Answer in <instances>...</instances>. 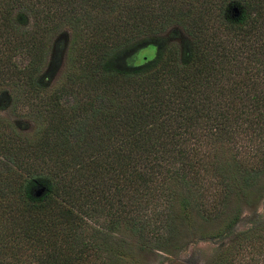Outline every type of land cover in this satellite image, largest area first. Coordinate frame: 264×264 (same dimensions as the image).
<instances>
[{
	"label": "trees",
	"instance_id": "1",
	"mask_svg": "<svg viewBox=\"0 0 264 264\" xmlns=\"http://www.w3.org/2000/svg\"><path fill=\"white\" fill-rule=\"evenodd\" d=\"M90 3L106 4L105 14L129 30L179 25L192 37L188 56L160 58L147 45L150 55L121 65L112 47L69 79L84 99L68 108L51 102L41 129L48 138L31 140L50 169L12 186L1 209L0 264H140L122 231L141 245L156 233L153 248L178 249L194 215L220 219L216 236L229 232L239 217L237 208L225 214L230 193L247 200L264 189V0H0V84L31 79L33 89L30 75L62 24L73 37L92 21L94 33L108 30ZM206 4L236 41L225 56L200 45ZM10 56L28 60L17 66ZM39 177L45 189L35 196L30 178ZM247 246L264 252V236H243L234 254Z\"/></svg>",
	"mask_w": 264,
	"mask_h": 264
},
{
	"label": "rangeland",
	"instance_id": "2",
	"mask_svg": "<svg viewBox=\"0 0 264 264\" xmlns=\"http://www.w3.org/2000/svg\"><path fill=\"white\" fill-rule=\"evenodd\" d=\"M91 1L87 0V3ZM183 4L186 6L185 2ZM91 5L92 3L88 5L91 16L98 15L104 18L98 24L108 22L110 26L108 30L94 33L90 27L97 22L92 21L87 23L89 31H85L86 25H84L82 32L85 33L81 37L76 34L73 37L71 28L67 24H62L51 35L41 67L30 75V78L36 81L33 89L30 85L31 79L20 78L19 82L0 84V217L3 206H8L7 203L14 197V193L10 190L16 182L18 185L23 177L27 178V174L31 176V173L36 171L46 174L49 171L47 158L35 156L38 151L31 140L39 136L40 141L45 142L48 138V135L45 138L43 134L41 135V129L45 127L44 123L51 115L49 112L51 102L57 100L61 108H68L74 105L79 97L83 98L80 92L81 85L70 81L75 80L83 68L92 64L103 54L102 52L112 47L119 48L113 59L121 65L132 64L137 54L150 55V52L144 49L147 45L153 46L155 56L160 58L179 56L182 61L188 56L192 37L179 25L168 23L155 29L129 30L128 27L123 26V23L112 21V18L105 14L110 9L106 4L101 7H96L94 4L90 8ZM209 5L204 6L203 19L207 17L209 20L205 19L202 22L200 45L210 47L211 54L208 56H225V53L236 47V41L229 40L232 31L227 32L220 26L217 6L214 7L213 4L209 7ZM200 8L203 10L202 7ZM198 12L190 13V17H194ZM27 21L30 24L29 18ZM206 24L207 30L203 28ZM196 29L197 27H194L192 33L198 34ZM27 60L28 56H10L7 59L9 63L14 62L17 66L26 64ZM3 61L4 56H0V63ZM223 86L224 88L228 86L226 81L223 82ZM40 100L44 102L41 103ZM8 157L19 166H11L7 162ZM240 159L243 160V157ZM259 178L264 180V172ZM30 179L33 180L34 190L45 187V181L40 177ZM253 194V199L250 197L246 200L244 197L230 193L225 214H232L237 208L239 217L229 232L218 236L215 232L221 224L220 219L202 222L201 218L194 215L187 231L180 230L182 240L178 249H172L170 245L167 246V252L153 248L155 239L159 236H156V233H144L147 245L136 244L137 235H132L128 230L122 231L121 235L130 244L129 247L140 264H219L222 257H233L230 264H264L263 251L257 253L247 246L237 254L233 252L235 244L240 243L243 236L249 234L264 236V189ZM130 264L138 263L130 262Z\"/></svg>",
	"mask_w": 264,
	"mask_h": 264
},
{
	"label": "water",
	"instance_id": "3",
	"mask_svg": "<svg viewBox=\"0 0 264 264\" xmlns=\"http://www.w3.org/2000/svg\"><path fill=\"white\" fill-rule=\"evenodd\" d=\"M43 190H44L43 187H40V188L36 189L35 192H34V195L35 196L41 195V193L43 192Z\"/></svg>",
	"mask_w": 264,
	"mask_h": 264
}]
</instances>
